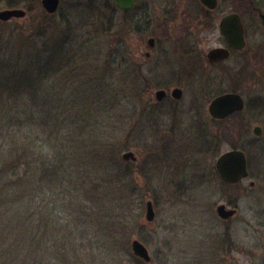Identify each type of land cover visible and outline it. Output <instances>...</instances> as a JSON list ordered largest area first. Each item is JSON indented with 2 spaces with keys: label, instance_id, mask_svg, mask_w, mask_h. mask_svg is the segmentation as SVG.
<instances>
[{
  "label": "rangeland",
  "instance_id": "1",
  "mask_svg": "<svg viewBox=\"0 0 264 264\" xmlns=\"http://www.w3.org/2000/svg\"><path fill=\"white\" fill-rule=\"evenodd\" d=\"M41 1L0 0V11L32 8L24 20L0 22V71L15 56L22 59V71L38 59L42 64L48 56L45 45L64 40L75 43L71 49L83 55L71 52L69 59L76 55L80 62L75 67L67 61L68 71L75 70L65 75L55 69L44 73L36 104L30 102L32 90L28 95L23 90L19 99L7 98L4 89L0 94V188L12 181L14 171L22 177L13 183L22 189L21 199L7 202L0 195V264H146L133 255V240L147 247L149 264H264V151L253 158L249 180L234 188H224L218 179L209 185L207 172L188 168L197 166L191 155L197 140L174 136L165 145L171 131L157 124V108L147 104L148 94L137 86L143 84L141 78L129 76L130 63L118 66L114 35L128 31L118 25L123 15L110 25L103 15L106 0H61L58 13L49 16ZM107 1L111 6L113 0ZM125 37L128 44L129 35ZM43 105L50 112L38 117L34 111ZM253 137L250 130L249 139ZM94 142L111 144L119 161L127 151L140 155L131 168L135 183L122 184L118 176L115 194L99 192L107 211L103 218L97 211L90 221L82 214L92 196L89 171L83 178L86 172L78 170L96 163L105 171L111 163L100 150L90 149ZM259 142L264 148V138ZM56 162L64 167L62 184L52 186L39 173L42 165ZM68 175L83 183L75 189L65 183ZM148 201L156 213L152 223L145 220ZM229 202L239 214L224 222L216 207ZM30 203L34 218H27Z\"/></svg>",
  "mask_w": 264,
  "mask_h": 264
},
{
  "label": "flooded vegetation",
  "instance_id": "2",
  "mask_svg": "<svg viewBox=\"0 0 264 264\" xmlns=\"http://www.w3.org/2000/svg\"><path fill=\"white\" fill-rule=\"evenodd\" d=\"M103 4L108 10L104 20L111 25L122 14L118 25L128 26L127 32L114 35L118 66L130 63L129 76L141 78L143 84L137 86L148 94L147 104L157 108V124L171 131L164 144L174 136L197 140L191 150L195 158L186 155L197 166L188 168L207 172L209 185L218 179L224 188H234L249 180L253 158L264 151L259 145L264 138V0H136L130 9L120 8L116 0L111 6L107 0ZM10 9L24 10L23 20L31 12ZM230 29L237 30V40L228 38ZM229 94L242 98V109L216 117L213 102ZM233 151L245 154L249 174L234 184L223 180L218 165ZM250 187H256L254 181ZM231 203L218 205L216 213L224 205L236 215L227 220L218 215L220 220L228 222L239 214Z\"/></svg>",
  "mask_w": 264,
  "mask_h": 264
},
{
  "label": "trees",
  "instance_id": "3",
  "mask_svg": "<svg viewBox=\"0 0 264 264\" xmlns=\"http://www.w3.org/2000/svg\"><path fill=\"white\" fill-rule=\"evenodd\" d=\"M32 10V8H30V11ZM76 45L73 42L70 41H62L60 42V44H55L54 46H51L50 44H46L45 47L48 49L45 53L46 55H48L45 59L44 62H42V64H37L38 60L34 62H31L30 64H27V70H33L31 73H29L26 69L24 71L23 70V66H22V59L20 60L19 56H15V60H10L9 62L6 61L4 62L1 67H3L0 71V94L4 95V91H2L3 89L6 91V95L7 98H16L19 99V96L22 94L23 90L25 91V94H27L26 92L28 90H32L34 91V93L31 94L30 96V102L36 104L37 102V97H38V92L36 91L37 88L39 87L40 90V79L43 80V83L45 82V74L47 73V75L49 73H52V71H59L62 72L61 75H65L69 72L73 70H75L74 68H70L68 71V66L66 64L67 61H70L74 63L75 67L76 65L80 62L78 61L75 57L76 55H73V57H71L69 59V56H71V52L76 53L77 56L80 58L83 54L80 51H75L72 50L71 48ZM77 46V45H76ZM86 57V53L84 52ZM62 57V58H60ZM82 57V58H83ZM60 58V59H58ZM68 58V59H67ZM57 59V60H55ZM90 58L86 59L85 61H83V63L85 64L86 61H89ZM59 60H63V61H59ZM57 61V62H55ZM64 62V64H63ZM81 64V63H80ZM65 65V66H64ZM123 65V64H122ZM56 66V68H55ZM33 68V69H32ZM55 69V70H54ZM67 71V72H66ZM58 72V73H59ZM45 73V74H44ZM42 83V84H43ZM44 85V84H43ZM42 88V87H41ZM2 91V92H1ZM28 95V94H27ZM47 100V98H46ZM62 107V106H58ZM60 109V108H59ZM50 109L47 107V105H43V106H39V108L35 109V114H37V116L39 117V114L42 116L43 114L48 115V112ZM45 111H48L47 114L44 113ZM15 117H12V119H14ZM15 122V123H14ZM43 122V121H42ZM12 123H14V125H17L18 123L15 121H13ZM33 125V124H32ZM31 126V125H29ZM80 141L75 143V145L80 146ZM73 146V145H72ZM90 149H95V151L100 150L102 157L106 158V160H110L111 163L109 164V166H104L103 168H105V171H101L102 169H99L100 166L98 164H94V167H91L90 164H88V166L85 168L84 171L82 170H78V172L84 173L86 172V174L84 175L83 178H85L88 175V171H89V175H88V179H87V184H88V194L90 192V195L92 194V196L90 197V199L86 202L88 204V207H86V210H84V215H87L91 221V218L95 217L96 212L98 211L99 214H101V218H103V216L105 215V211L106 208H104V203L101 202L103 201V199H105L104 195L105 192H109V193H113L115 194V190H118V188L120 187V183L118 182L119 178L118 176L121 178L122 180V184L128 182L130 184H132L133 182H131L132 180L134 181V173L132 171L131 168H133V166L138 165L135 164L134 162H126L123 159H121V161H119V159L115 156L112 155L113 152V147L111 144L107 145L105 143H97L94 142L93 144L90 145ZM103 152V153H102ZM106 164V162L104 163ZM98 169H97V168ZM41 179L43 180V182H48L49 184H51L52 186L54 185H61L62 183V175H61V168H64L63 165L59 164V163H55V164H47L46 165H42L41 167ZM88 169V170H87ZM121 173V174H120ZM10 179L8 180H12L10 182H7L6 185L1 186L2 188H0V195L2 198H4V201H9L7 199H21L22 197V189H19L18 186L16 184H13L16 181H20L22 180V177H19L17 172H13ZM133 175V176H132ZM101 177V180L98 181L101 183V185L99 186L100 183H98L97 181H94L95 178L97 177ZM19 177V178H18ZM68 179H65V183H67L70 186H75L76 189V184L78 185L79 183H83L82 181H80L79 178L77 177H73V175H68ZM108 177V180H106L105 178ZM94 179V180H93ZM98 179V178H97ZM64 180V179H63ZM116 181L118 183H116ZM135 183V182H134ZM133 183V184H134ZM11 184V185H10ZM10 185V186H8ZM17 186V187H16ZM82 188H86V184L84 183V185H82ZM3 189H4V196H3ZM21 190V191H20ZM99 192H102V194H100ZM117 192V191H116ZM21 194V196L19 195ZM20 197V198H19ZM19 202V201H18ZM33 203H30L27 210H30V212H28L27 214V218H34V216H36L35 214V210H34V205H32ZM21 205V204H20ZM21 206H19L18 208H16L17 213L21 212Z\"/></svg>",
  "mask_w": 264,
  "mask_h": 264
},
{
  "label": "water",
  "instance_id": "4",
  "mask_svg": "<svg viewBox=\"0 0 264 264\" xmlns=\"http://www.w3.org/2000/svg\"><path fill=\"white\" fill-rule=\"evenodd\" d=\"M118 6L122 9H130L136 2V0H116ZM42 8L46 11V13L50 15H55L59 9L61 0H42L41 1ZM27 16V13L22 9H6L0 11V21L1 22H10L13 19H22ZM237 30L230 29L228 30V38L230 40H237L238 36ZM181 92H176L177 96L179 97ZM164 93H158L157 95L161 96ZM242 98L237 95H225L213 102L211 110L214 112L216 117L225 116L230 112H234L236 110H241L243 107ZM124 161H136L137 156L134 152L129 151L122 155ZM246 163V156L244 153L240 151H233L230 153H226L222 157L219 162V171L224 181L227 183H237L242 178H247L249 174L247 170ZM146 219L147 222L152 223L155 219V208L152 201H148L146 203ZM218 215L220 218L227 220L231 217L236 215L235 209H227L226 206L221 205L218 207ZM264 244V239H263ZM132 251L133 254L137 257L142 259L146 263L151 262V256L149 251H147V247L140 242L139 240H133L132 242Z\"/></svg>",
  "mask_w": 264,
  "mask_h": 264
}]
</instances>
